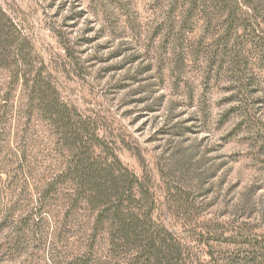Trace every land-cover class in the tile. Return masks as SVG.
<instances>
[{"label": "rangeland", "instance_id": "obj_1", "mask_svg": "<svg viewBox=\"0 0 264 264\" xmlns=\"http://www.w3.org/2000/svg\"><path fill=\"white\" fill-rule=\"evenodd\" d=\"M0 6L29 44L31 77L94 123L98 154L149 180L155 220L194 264L251 258L264 239V46L242 26L255 11L264 21V0ZM236 51L243 85L230 78ZM28 86L0 64V264H128L95 232L64 174L71 151Z\"/></svg>", "mask_w": 264, "mask_h": 264}, {"label": "trees", "instance_id": "obj_2", "mask_svg": "<svg viewBox=\"0 0 264 264\" xmlns=\"http://www.w3.org/2000/svg\"><path fill=\"white\" fill-rule=\"evenodd\" d=\"M257 13L255 11L252 20L242 27L264 46V21ZM28 48L27 40L20 36L13 19L0 6V64L13 71L17 80L26 81L31 88L32 101L38 103L45 117L58 127L71 151V161L64 174L95 210V232H106L111 249L120 256L125 254L128 264H194L187 255L188 246L155 220L157 199L149 180L130 171L117 155L98 154L97 150L104 144L96 134L94 123L82 119L76 108L62 104L57 88L42 72L31 77L34 60L26 53ZM233 57L230 78L243 85L242 53L236 51ZM241 91L243 94L244 86ZM254 243L250 244L254 252L244 264H263L264 239ZM256 250L259 252L254 255Z\"/></svg>", "mask_w": 264, "mask_h": 264}]
</instances>
